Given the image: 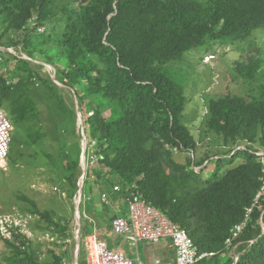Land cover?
I'll list each match as a JSON object with an SVG mask.
<instances>
[{"label":"trees","instance_id":"obj_1","mask_svg":"<svg viewBox=\"0 0 264 264\" xmlns=\"http://www.w3.org/2000/svg\"><path fill=\"white\" fill-rule=\"evenodd\" d=\"M259 28L264 29V0H0V47L55 66L59 81L78 99L92 145L81 210L96 215L82 235L96 229L112 242V220L126 215L127 197L138 194L187 229L200 252L211 253L195 264H264V162L256 153L264 151V53L237 66L248 79L262 78L258 95L208 99L203 123L205 135H214L213 149L199 160L190 154L196 155L199 141L184 122L188 97L173 65L211 39L244 40ZM0 57V106L15 128L9 161L31 163L26 156L32 161L40 150L64 174L73 196L84 173L81 149L74 157L57 134L59 124L70 121L77 135L75 102L68 104L46 65L7 50L0 49ZM50 137L60 142L58 152L45 147ZM242 143L246 147L237 149ZM184 152L187 160H177ZM104 192L108 204L100 202ZM25 198L35 207L25 211L40 217L39 229L48 228L44 222L68 237L71 227L56 211ZM0 248V264H63L64 257L43 260L24 238Z\"/></svg>","mask_w":264,"mask_h":264},{"label":"rangeland","instance_id":"obj_2","mask_svg":"<svg viewBox=\"0 0 264 264\" xmlns=\"http://www.w3.org/2000/svg\"><path fill=\"white\" fill-rule=\"evenodd\" d=\"M42 31V30H41ZM264 53V29L259 28L253 32V35L244 40L234 41L231 39L227 40H209L204 44L196 47L186 53L183 60L174 63V71L182 78L185 83L186 95L188 97V102L185 109L184 122L192 129L194 132L198 143V150L196 159H201L207 156L208 152L213 148H210V144L214 140V135H205L204 119L208 113L207 101L211 97H222L228 93L239 95L250 99L252 96L258 95L259 85L262 82V78L248 79L241 75L238 71V63L245 61L249 55H260L258 52ZM25 53V52H23ZM17 54H20L18 52ZM27 53H25L26 55ZM208 54L215 55V58L211 61L206 62L205 58ZM28 55V54H27ZM38 59H42L39 55ZM33 64H45L47 62H38L31 58L30 60ZM15 63V62H14ZM48 67V66H47ZM53 69H48L47 71L51 79L58 84L63 89V95L66 98L69 105L74 102L76 104V109L78 111L77 122H76V133L73 135L74 127L70 121L66 123L59 124L58 134L66 141H68V151L72 152L74 157L78 154L80 157V163L83 170L87 168V155L86 150L92 145L88 143V138L85 130L83 131V114L79 110L78 99L75 95L73 89L68 86H64L58 79L57 69L52 66ZM43 74V71H42ZM73 102V103H72ZM4 108V107H3ZM44 108V119L46 123V128L51 130L54 125L53 121L50 120L49 111ZM5 109V108H4ZM6 110V109H5ZM7 111V110H6ZM8 113V111H7ZM91 112L90 114H92ZM73 129V131H72ZM15 132V128L13 134ZM70 136V138H67ZM60 143V142H59ZM59 143L50 137L45 144V147L49 150H56L60 148ZM95 144V142H93ZM90 145V146H89ZM244 143L240 144L237 149L245 148ZM216 147L214 150H217ZM224 149V148H223ZM259 151L261 148H259ZM39 154L34 157V160H30L26 156V160L31 163L12 164L9 161L8 169H0V213H8L15 209H23L26 214H35L32 211H25L33 208L31 201L27 200L25 197L35 201L37 206L41 210L50 209L56 211L57 218L61 220L64 224L71 227L70 232L65 237L60 235L59 232H54L52 227L49 228L47 224L42 222L48 228L46 230L38 229V238L40 241L33 243V248L39 251L40 256L43 260H50L54 256L64 257L63 264H79L80 256L82 263L86 260V245H87V230L84 229V233L80 236L81 241L77 243V234H75V220L77 215V206L80 205V213L83 199L81 202L76 201V194L80 190L81 179H83L84 173L80 177L78 183L79 188L76 190L75 194L72 196L71 188L65 184L64 174H60L58 169L53 166V164L48 160L46 156L40 150ZM187 153H177L176 158L179 161L187 160ZM59 159V155H56ZM91 158V157H90ZM91 165H98L97 162L92 159ZM23 163V164H22ZM207 163V162H206ZM64 161L60 158V166H63ZM199 170L201 167H196ZM62 173V172H61ZM86 174V173H85ZM95 188L100 190V183H95ZM87 191V188H85ZM84 190V197H87V192ZM83 197V194H82ZM100 202H102L100 198ZM76 205V206H75ZM110 205V204H109ZM114 209L113 214H116L117 209ZM35 208V207H34ZM84 210L83 215L81 213V225L88 230L91 228L90 223L92 222L91 217L96 218L95 213H90L87 209ZM38 219L40 217L37 216ZM99 229V228H98ZM73 231V232H72ZM94 231H97L94 229ZM99 231V230H98ZM103 237L107 233L103 230ZM101 234V232L99 231ZM102 236V234H101ZM106 238H109L108 236ZM104 238V239H106ZM110 239L113 242H120V238L114 234L110 235ZM107 240V239H106ZM152 244L142 242L140 243V253L141 256L146 252V258L149 262H152L155 258H163L165 262L170 261L173 258V254L170 248L163 247L162 244ZM80 245V251H78V245ZM128 246V244H126ZM111 246H114L111 244ZM149 246V247H146ZM164 246V245H163ZM235 246V250L237 249ZM5 246L3 247V250ZM128 247V251H129ZM49 250V253H48ZM53 252H52V251ZM235 253V252H234ZM238 253V252H237ZM135 254V253H134ZM237 255V254H236ZM239 255H237L238 257ZM229 259V256L225 258V261Z\"/></svg>","mask_w":264,"mask_h":264},{"label":"built area","instance_id":"obj_3","mask_svg":"<svg viewBox=\"0 0 264 264\" xmlns=\"http://www.w3.org/2000/svg\"><path fill=\"white\" fill-rule=\"evenodd\" d=\"M40 30H44L41 28ZM13 54L31 60V57L18 51L14 47L2 48ZM215 58V55L208 54L206 62ZM1 59V57H0ZM14 125L7 111L0 106V169L7 170L9 165V156L11 152ZM84 131V127H83ZM260 150V149H259ZM257 151L264 162V151ZM116 190L119 187L116 186ZM264 192V188L261 194ZM83 191L80 189L76 194V201L81 202ZM260 195L258 196V198ZM257 198V199H258ZM103 203H110L108 193L104 192L101 196ZM84 201V199H83ZM83 203V202H82ZM128 213L127 215L117 216L112 220V231L115 236L120 238V242H110L98 236L94 231L87 237L86 245V264H195L203 258L211 255L208 252H200L198 246L193 241L188 230L172 222L169 217L160 209L149 204L142 196L132 194L126 199ZM76 206V205H75ZM80 205L77 206V215L75 220V234L80 239L82 236V225L80 218ZM252 209H249V213ZM37 214H26L19 209L8 213H0V243L4 241H14L16 239H27L32 243L40 241L38 238ZM247 219L234 229L235 236H238L247 226ZM261 224L264 232V221L261 218ZM169 241L174 249L175 258L172 261L165 262L163 258H155L149 262L142 258L140 253V243L148 242L160 244ZM230 241V240H229ZM231 242V241H230ZM113 244L114 246H111ZM128 244V246L126 245ZM78 245V244H77ZM131 249V253L127 250ZM78 248V247H77ZM2 249L0 248V254ZM135 253V254H134ZM238 257L236 258V260Z\"/></svg>","mask_w":264,"mask_h":264},{"label":"crops","instance_id":"obj_4","mask_svg":"<svg viewBox=\"0 0 264 264\" xmlns=\"http://www.w3.org/2000/svg\"><path fill=\"white\" fill-rule=\"evenodd\" d=\"M127 215V214H126ZM92 232H89V233H87L88 235L89 234H91ZM87 235V236H88ZM112 240V239H111ZM120 240V239H119ZM146 243H148V242H146ZM164 245V246H163ZM162 248L164 247H168V248H170V251L172 252V254H173V258L170 260V261H172V260H174V258H175V252H174V249L171 247V245H170V242L169 241H165L162 245ZM146 247H149V246H146ZM129 252H130V254L132 255V253H131V249H129ZM146 254H147V248H146V252H145V254L143 255V259H145V260H147V258H146ZM148 261V260H147ZM85 264H86V260H85Z\"/></svg>","mask_w":264,"mask_h":264},{"label":"clouds","instance_id":"obj_5","mask_svg":"<svg viewBox=\"0 0 264 264\" xmlns=\"http://www.w3.org/2000/svg\"><path fill=\"white\" fill-rule=\"evenodd\" d=\"M43 31V30H42ZM27 55V54H26ZM28 56V55H27ZM30 57V56H29ZM87 169V168H86ZM86 169H85V171H84V176H85V173H86ZM84 179H85V177H83V179H81V185H80V189L83 191V196H85V194H84V190H83V187H84ZM80 181V180H79ZM86 197H84V199H85ZM83 212L84 211H82L81 210V213H82V215H83Z\"/></svg>","mask_w":264,"mask_h":264},{"label":"bare ground","instance_id":"obj_6","mask_svg":"<svg viewBox=\"0 0 264 264\" xmlns=\"http://www.w3.org/2000/svg\"><path fill=\"white\" fill-rule=\"evenodd\" d=\"M32 59H33V58H32ZM38 62H43V61H38ZM44 65L48 66V67H49L48 69H53V67H52L51 64L45 63Z\"/></svg>","mask_w":264,"mask_h":264},{"label":"water","instance_id":"obj_7","mask_svg":"<svg viewBox=\"0 0 264 264\" xmlns=\"http://www.w3.org/2000/svg\"><path fill=\"white\" fill-rule=\"evenodd\" d=\"M79 242H80V240H79V238H77V243H79ZM78 251H80V245L79 244H78Z\"/></svg>","mask_w":264,"mask_h":264}]
</instances>
